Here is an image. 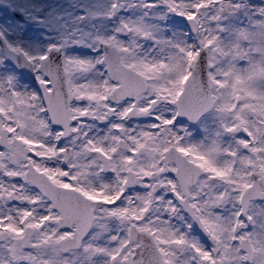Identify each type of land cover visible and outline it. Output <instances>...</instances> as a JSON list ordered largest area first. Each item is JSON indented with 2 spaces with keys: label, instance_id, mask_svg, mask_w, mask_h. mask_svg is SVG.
I'll return each mask as SVG.
<instances>
[{
  "label": "snow or ice",
  "instance_id": "1",
  "mask_svg": "<svg viewBox=\"0 0 264 264\" xmlns=\"http://www.w3.org/2000/svg\"><path fill=\"white\" fill-rule=\"evenodd\" d=\"M0 264H264V0H0Z\"/></svg>",
  "mask_w": 264,
  "mask_h": 264
}]
</instances>
